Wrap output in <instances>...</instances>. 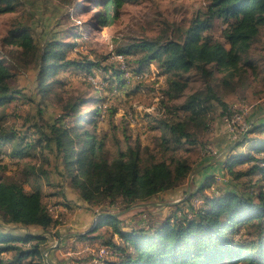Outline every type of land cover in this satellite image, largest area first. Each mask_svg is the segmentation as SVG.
Returning <instances> with one entry per match:
<instances>
[{"label": "trees", "instance_id": "16d2710c", "mask_svg": "<svg viewBox=\"0 0 264 264\" xmlns=\"http://www.w3.org/2000/svg\"><path fill=\"white\" fill-rule=\"evenodd\" d=\"M1 1L5 6L0 12L14 10V0ZM125 2L105 0L98 16L99 24L114 25ZM218 26L222 28L221 39L214 35ZM263 26L264 0H211L205 12L198 13L187 28L172 30L173 37L144 39L118 51L116 55L124 57L126 64L129 56H140L136 62L139 73L145 67L157 65L158 75L166 78L164 98L173 100L184 94L189 85L187 74L196 72L206 83V90L190 96L182 105L185 118L160 123L161 136L154 141L155 152L140 141L132 144L127 140L126 147H119L117 155L109 158L106 138L83 125L85 118L79 107L87 101L81 97H76L66 109V117L73 120L71 125L47 124L48 129H45L46 125L34 122L29 125L37 134L33 140L27 132L0 126V147L11 145L10 157L22 159L20 164L24 163V168L9 180L0 175V264H21L29 259L36 264H47L44 255L49 247L47 234L62 224L44 202L46 193L40 183L58 187L49 170L52 156L57 163L56 174L68 180L80 202L101 209L96 226L78 234L76 239L90 243L100 240L108 247L111 255L103 264H264V184L257 181L252 187H242L238 183L246 178L264 177V139H248L251 134L264 133V122L252 123L253 127L234 147L235 150L253 145L258 156L241 154L222 165L234 182H238L227 181L225 188L212 190L216 177L209 175L196 187V193L174 206L182 211L180 216L174 214L158 225L133 228L125 233L120 225L122 215L106 211L117 205L122 212L128 211L186 186L194 167L185 153L198 145L192 127L208 128L207 117L215 109L214 104H222L212 86L215 72L224 73L218 85L222 90L231 92L245 83L248 70L255 68L249 58L250 49ZM4 41L19 49L14 62L20 69L37 70L38 89L43 95L50 92L53 82L61 83L57 78L60 73L90 71L99 66L68 58L59 41L44 45L36 42L26 28L11 30ZM123 74L116 71L113 78L121 81ZM15 76L16 73L0 61V107L14 99L11 82ZM125 86L121 84L120 88ZM101 109L99 106L94 116L99 117ZM222 112L231 114L225 104ZM93 120H88L87 124L92 126ZM24 159L32 160L28 163ZM245 163H249L246 169H233ZM0 171L7 173V166L0 167ZM206 189L212 193H204ZM50 196L63 197L64 191H55ZM198 196L203 203L196 207L191 200ZM105 225L111 230H100ZM31 227L41 231L32 232ZM242 228H247L244 235L247 238L237 239L236 234ZM14 230L23 232L19 234ZM115 235L123 245L114 241ZM5 255L10 256L7 261Z\"/></svg>", "mask_w": 264, "mask_h": 264}, {"label": "rangeland", "instance_id": "374dc122", "mask_svg": "<svg viewBox=\"0 0 264 264\" xmlns=\"http://www.w3.org/2000/svg\"><path fill=\"white\" fill-rule=\"evenodd\" d=\"M210 2L211 0H126L120 18L109 27L100 25L98 21L105 0H14L13 11L0 12V61L16 73L11 82V90L15 92L14 99L0 107V126L20 133L27 132L29 139L33 140L37 138V134L29 129V125L34 122L46 125L45 129H48L47 124L71 125L73 120L66 117V109L76 101V97H81L87 101L79 107L85 118L83 125L89 131L106 138L109 158L117 155L119 147L124 149L127 140L132 144L140 141L143 146L157 151L154 141L161 136L160 123L185 118L182 105L190 96L206 90V83L196 72L187 74L185 77L189 85L184 94L173 100L164 98L166 78L158 75L156 64L145 67L139 73L136 64L139 55L129 56L126 64L125 58L116 54L127 45L144 39L173 37L172 30L187 28L198 13L205 12ZM4 6L0 0V9ZM15 28L29 29L35 41L42 45L49 41H59L68 58L99 66H94L90 71L69 70L60 73L57 78L61 83L53 82L50 92L43 95L38 89L37 70L20 69L18 63L14 62L19 49L4 41ZM221 30L219 26L214 30V35L220 39ZM249 58L255 68L248 70L245 83L234 91L220 89L218 85L224 73L215 72L212 86L220 95L222 104H214L215 109L207 117L210 124L208 128L192 127L198 145L192 146L186 153L181 152L189 156L194 167L186 186L153 198L148 204L160 206L157 209L134 206L122 212L117 205L106 210L117 215L122 213L120 225L125 233H130L133 228L158 225L174 214L180 216L182 211L174 206L189 197L188 187L192 190L190 194L196 193V187L204 183L209 175L216 177L212 190L217 187L225 188L227 181L237 183L223 170L222 165L241 154L258 156L253 145L235 150L230 149L235 143L229 145L233 142L237 145L239 138L244 137L246 131L253 127L252 123L255 122L252 117L262 114L258 118L263 116L260 122L264 121V26L250 49ZM116 71L124 73L121 81L113 78ZM121 84H125V88L121 89ZM19 92L21 95L17 94ZM223 104L228 105L230 115L222 112ZM99 106L102 111L96 117L94 114ZM237 115L240 118L235 120ZM90 119H94L92 126L87 124ZM248 139H264V133L251 134ZM220 144L222 147H219ZM10 148L11 145L0 147V167L7 166V173L0 171V175L5 180L24 168V163L20 164L22 159L10 157ZM51 159V179L58 187H50L43 181L40 183L46 193L44 202L62 224L47 234L49 247L44 253L45 258L51 264H103L111 255L108 247L103 246L100 240L94 243L82 242L74 236L93 229L99 220L101 209L84 206L70 188L68 180L58 177L57 163L53 156ZM247 167L249 163L239 164L233 169L237 171ZM263 179V176L252 177L238 183L242 187H252L257 181L264 184ZM212 190L206 189L204 193L210 194ZM55 191H64L65 197H51V193ZM191 201L196 207L203 203L200 196ZM105 229L111 230L109 225L100 228L102 231ZM30 230L35 233L41 231L35 227ZM14 232L21 234L23 230ZM246 233L247 228H242L236 238L246 239ZM114 241L124 244L118 235L114 236ZM102 248L107 249V255H100ZM9 257L5 255L4 260L7 261ZM46 263L48 264L47 261ZM243 263L245 262H240ZM21 264L36 263L29 259Z\"/></svg>", "mask_w": 264, "mask_h": 264}, {"label": "water", "instance_id": "95a60500", "mask_svg": "<svg viewBox=\"0 0 264 264\" xmlns=\"http://www.w3.org/2000/svg\"><path fill=\"white\" fill-rule=\"evenodd\" d=\"M236 146V144L232 147H230V149L234 148ZM187 194L189 195L190 194V187H188V191H187ZM150 204H139V205H136L135 207H146V206H149ZM126 212V211H124ZM122 214V213H121ZM120 214V215H121ZM48 264H51L49 260H47Z\"/></svg>", "mask_w": 264, "mask_h": 264}, {"label": "crops", "instance_id": "0c3cea01", "mask_svg": "<svg viewBox=\"0 0 264 264\" xmlns=\"http://www.w3.org/2000/svg\"><path fill=\"white\" fill-rule=\"evenodd\" d=\"M261 115H262V114H261ZM261 115H257V117H255V116L252 117V121H253V122H257V123H262V122H264V121H261V122H260V120L263 119V116L260 117V118H258V117L261 116ZM75 235L77 236L78 234H74V236H75ZM75 239H76V237H75Z\"/></svg>", "mask_w": 264, "mask_h": 264}, {"label": "built area", "instance_id": "2783aa9c", "mask_svg": "<svg viewBox=\"0 0 264 264\" xmlns=\"http://www.w3.org/2000/svg\"><path fill=\"white\" fill-rule=\"evenodd\" d=\"M240 117H239V115H237V117H236V119L235 120H238ZM234 120V121H235ZM244 134V133H243ZM240 139V138H239ZM107 253H108V251H107V249L106 248H102L101 250H100V255H102V256H105V255H107Z\"/></svg>", "mask_w": 264, "mask_h": 264}]
</instances>
